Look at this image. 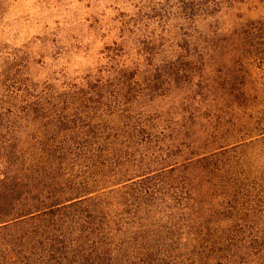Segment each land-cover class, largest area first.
I'll list each match as a JSON object with an SVG mask.
<instances>
[{
    "label": "rangeland",
    "instance_id": "374dc122",
    "mask_svg": "<svg viewBox=\"0 0 264 264\" xmlns=\"http://www.w3.org/2000/svg\"><path fill=\"white\" fill-rule=\"evenodd\" d=\"M0 264H264V0H0Z\"/></svg>",
    "mask_w": 264,
    "mask_h": 264
},
{
    "label": "trees",
    "instance_id": "16d2710c",
    "mask_svg": "<svg viewBox=\"0 0 264 264\" xmlns=\"http://www.w3.org/2000/svg\"><path fill=\"white\" fill-rule=\"evenodd\" d=\"M2 205V202H1V200H0V206ZM3 214V213H2ZM1 213H0V220L2 219V218H4L5 217V215H2Z\"/></svg>",
    "mask_w": 264,
    "mask_h": 264
}]
</instances>
